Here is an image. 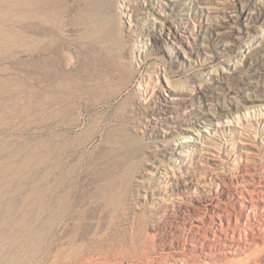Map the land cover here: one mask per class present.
Segmentation results:
<instances>
[{"label":"rangeland","instance_id":"obj_1","mask_svg":"<svg viewBox=\"0 0 264 264\" xmlns=\"http://www.w3.org/2000/svg\"><path fill=\"white\" fill-rule=\"evenodd\" d=\"M263 169L264 0H0V264H226L210 205L245 237L234 188Z\"/></svg>","mask_w":264,"mask_h":264},{"label":"bare ground","instance_id":"obj_2","mask_svg":"<svg viewBox=\"0 0 264 264\" xmlns=\"http://www.w3.org/2000/svg\"><path fill=\"white\" fill-rule=\"evenodd\" d=\"M207 140H208L207 135H205V134L199 135L198 134V137L196 139V145L195 144L190 145V146H188V148H190V149L187 148V149H184L181 152H179V155L177 156L176 161H174V162H176L177 165H179V166L183 165L184 167H186V169H187V165H190V166L195 165L197 167L198 156L191 155V153L194 150H196L198 146H202V145H204V143H207ZM242 143L244 145L248 144L247 141L242 142ZM207 147H211L212 149H214V148H218V145L213 144V145L207 146ZM203 149H205V148H202L201 156H199L203 160L200 162V165H204V163H207L208 159L218 157V155L215 153V151H213L211 149H209L208 151H207V149L206 150H203ZM242 151L245 153L250 152V150L248 149L247 146L245 148H243ZM207 153L210 154L211 156L209 157ZM158 169H159V171L157 173L156 179L158 180V183L164 187V190L167 194V197L165 198L167 203H169L172 208L176 207V206H182V205L187 206V194H185V192L183 191L186 188L187 179H185L184 181L180 180L181 174L178 175L179 174L178 170L173 168V166L161 167ZM261 174L262 175L259 176L258 181H257V179L251 180L249 178H245V176L241 177L240 179H237L236 186L234 188L236 193L238 192L241 195V196L239 195L238 202H240V204L242 206L241 211L238 213L239 217L236 216V222H235L236 225L235 226L238 228H244L245 227V229H246L245 237H242V235L240 236V234H242V233H240L239 236L232 234L234 236L228 240L226 238L227 236L224 235V232L229 231V228L232 225L231 224L232 216L231 217L228 216V215H230V213L228 212V209H227V211H223V212H225V214H223V212L220 211L219 206H217L218 204H212L211 203L210 210L212 213H211L210 217L215 221V224H216L215 225L216 231H214V230H212V231H214L213 235H216L217 238L222 240V247L217 250V249L213 248V246H217V245L214 244L213 246H211L208 244L207 249H204V250H206L205 255H208L210 257L212 255H217V256H219V258L226 259L228 264H236L239 260L240 261H241V259L245 260L246 258L248 259L247 262L250 259L254 258L257 260L253 264H264V247L259 248L260 243L264 244V231H263L264 230V189H262V185H261V183L264 182V169L262 170ZM221 175L218 171L211 170L207 176L209 177V179L211 181H213L214 184H216L218 189L221 188L222 191H225L226 186H225L224 180L221 177ZM237 204H239V203H237ZM223 208H225V207H223ZM215 219H218V221H216ZM261 231H263V233ZM242 232H243V230H242ZM227 233H229V232H227ZM227 233H226V235H227ZM206 240H207V238H206ZM192 244L194 245V243H192ZM210 244H211V242H210ZM216 244H217V242H216ZM218 247H220V245H218ZM254 248H256L257 250H260L259 252L261 253L262 256L260 255L261 257L259 259H258L259 253L256 251H254V252L252 251V250H254ZM202 249H203V247H202ZM248 250L251 253H249L247 255L245 254L244 255L246 257L245 258L243 256V254L246 253ZM243 251H245V252L243 253ZM203 252L201 254H203ZM196 255H197V253L195 254V256ZM187 256H189V255L185 254L184 257L177 258V260H175L176 264H188ZM205 261H207V260H205ZM249 263L252 264L251 261Z\"/></svg>","mask_w":264,"mask_h":264}]
</instances>
